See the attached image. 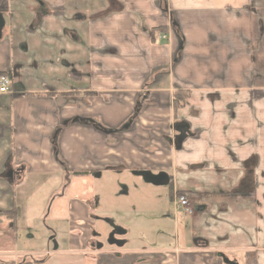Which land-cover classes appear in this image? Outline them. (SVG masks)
Here are the masks:
<instances>
[{"label":"crops","instance_id":"obj_1","mask_svg":"<svg viewBox=\"0 0 264 264\" xmlns=\"http://www.w3.org/2000/svg\"><path fill=\"white\" fill-rule=\"evenodd\" d=\"M0 14V264H264V0ZM124 171L136 206L84 190Z\"/></svg>","mask_w":264,"mask_h":264},{"label":"rangeland","instance_id":"obj_2","mask_svg":"<svg viewBox=\"0 0 264 264\" xmlns=\"http://www.w3.org/2000/svg\"><path fill=\"white\" fill-rule=\"evenodd\" d=\"M112 177H113L112 172H104L102 179L97 180L95 182H88L89 184L87 185V187L84 188L85 191L89 190V189L96 190L92 193L91 197L93 199H96L95 196H93V195H96V197H98L99 203L101 204L100 208H102V205L105 204L106 206L108 205V207L111 208L110 210L112 211L113 208H115V206H117V204L120 200H122V202L124 204H127L128 200H129V202L132 200L130 203L131 207L136 206L135 199H133L130 196L132 194L131 191H133L135 188H138V189L140 188L142 192L148 194L149 190L146 189L142 180L138 179L139 177H134L132 175H129L128 173H126V171H124L122 174L118 175L116 178H112ZM123 179H126L129 182H131L130 183L131 185L128 186L129 196L124 194V192L122 190L123 188L121 187V185H122ZM118 184H120V186ZM90 185H91V187H90ZM115 188H116L117 193L120 195L119 197L116 196V193H115V195H113V194L109 195V193H110L109 191H111ZM165 193H166L165 191H163V190L161 191L158 189L157 196L159 195V196H162L164 198ZM124 197L126 198L125 201H123ZM145 198H146V196L144 198L138 197L136 199H137V202L139 204H141V206H144L145 205V202H144ZM128 206H129V204H128ZM134 218H135V216L132 217V221L134 220ZM101 238H102V242H104V244H105V236H101Z\"/></svg>","mask_w":264,"mask_h":264},{"label":"built area","instance_id":"obj_3","mask_svg":"<svg viewBox=\"0 0 264 264\" xmlns=\"http://www.w3.org/2000/svg\"><path fill=\"white\" fill-rule=\"evenodd\" d=\"M170 31V29L168 30ZM168 31H158L156 33V38L159 40H168ZM11 78L7 74H0V94L10 92ZM173 203L177 210L182 214L188 215L193 211V207L190 198L183 194L175 193L173 196Z\"/></svg>","mask_w":264,"mask_h":264},{"label":"water","instance_id":"obj_4","mask_svg":"<svg viewBox=\"0 0 264 264\" xmlns=\"http://www.w3.org/2000/svg\"><path fill=\"white\" fill-rule=\"evenodd\" d=\"M2 26H3V17L0 14V31H1ZM0 34H1V32H0Z\"/></svg>","mask_w":264,"mask_h":264},{"label":"trees","instance_id":"obj_5","mask_svg":"<svg viewBox=\"0 0 264 264\" xmlns=\"http://www.w3.org/2000/svg\"><path fill=\"white\" fill-rule=\"evenodd\" d=\"M162 30H164V28L163 29H161L160 31H162ZM180 194V193H179Z\"/></svg>","mask_w":264,"mask_h":264}]
</instances>
